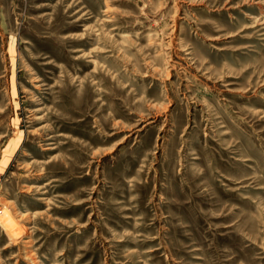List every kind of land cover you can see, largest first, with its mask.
Segmentation results:
<instances>
[{
    "label": "rangeland",
    "instance_id": "rangeland-1",
    "mask_svg": "<svg viewBox=\"0 0 264 264\" xmlns=\"http://www.w3.org/2000/svg\"><path fill=\"white\" fill-rule=\"evenodd\" d=\"M0 264H264V0H0Z\"/></svg>",
    "mask_w": 264,
    "mask_h": 264
},
{
    "label": "bare ground",
    "instance_id": "bare-ground-1",
    "mask_svg": "<svg viewBox=\"0 0 264 264\" xmlns=\"http://www.w3.org/2000/svg\"><path fill=\"white\" fill-rule=\"evenodd\" d=\"M1 213H2V212H1ZM10 229H11V228H10ZM10 229H9V230H10ZM7 230H8V229H7Z\"/></svg>",
    "mask_w": 264,
    "mask_h": 264
}]
</instances>
